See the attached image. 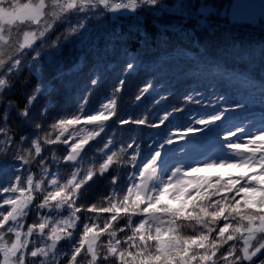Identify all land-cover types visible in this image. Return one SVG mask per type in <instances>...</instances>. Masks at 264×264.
I'll return each mask as SVG.
<instances>
[{
	"label": "trees",
	"instance_id": "16d2710c",
	"mask_svg": "<svg viewBox=\"0 0 264 264\" xmlns=\"http://www.w3.org/2000/svg\"><path fill=\"white\" fill-rule=\"evenodd\" d=\"M231 1L43 0L2 27L0 264L17 241L20 264H264V24Z\"/></svg>",
	"mask_w": 264,
	"mask_h": 264
},
{
	"label": "rangeland",
	"instance_id": "374dc122",
	"mask_svg": "<svg viewBox=\"0 0 264 264\" xmlns=\"http://www.w3.org/2000/svg\"><path fill=\"white\" fill-rule=\"evenodd\" d=\"M14 1V0H13ZM65 1H74V0H65ZM103 4L110 3L109 9L105 7V10L111 15V17H115L117 15H126L128 13H133L135 10H139V5H136V8L132 9L126 6H119L123 5L116 4L115 1L112 0H99ZM5 0H0V39L2 38V27L7 25H14L16 23H25L34 21L37 22L41 19L43 14L44 2L43 0H19V2H12L8 1L4 3ZM3 3V4H2ZM127 5V4H126ZM211 11L210 8H201L200 12L204 15L208 14ZM223 16H228V18L232 22H239V23H250L258 25L259 23L264 24V0H232L230 6L223 10ZM33 40V36L28 34L25 38L26 44H29ZM241 170V169H239ZM166 180L165 178H163ZM15 206L11 210V222L13 223V231L14 234L18 237V240L21 239V231H22V213L26 208V199H22L19 203L14 204ZM65 222H69V219H65ZM262 225L261 227H263ZM252 227L249 234L245 236V251H246V259L250 260L252 258V253L254 251H260L259 246H255L258 242L257 240V232L260 228ZM42 232V231H40ZM57 234H52L51 241L49 244V249H54L56 243L60 240L61 235L60 231ZM93 241L91 240V243ZM18 243V241H17ZM14 244L13 246L8 248V252L5 255V258L2 264H20L19 255H20V245ZM91 243H88V247L92 248ZM4 250V249H3ZM248 252H251L248 253ZM22 263V262H21Z\"/></svg>",
	"mask_w": 264,
	"mask_h": 264
},
{
	"label": "built area",
	"instance_id": "2783aa9c",
	"mask_svg": "<svg viewBox=\"0 0 264 264\" xmlns=\"http://www.w3.org/2000/svg\"><path fill=\"white\" fill-rule=\"evenodd\" d=\"M122 1H125L129 4H132V5H136L137 4V1L136 0H122Z\"/></svg>",
	"mask_w": 264,
	"mask_h": 264
}]
</instances>
